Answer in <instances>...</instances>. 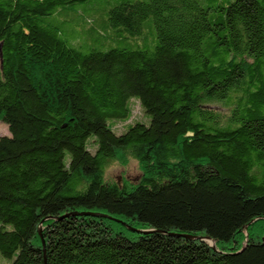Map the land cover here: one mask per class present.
Here are the masks:
<instances>
[{"label":"trees","instance_id":"1","mask_svg":"<svg viewBox=\"0 0 264 264\" xmlns=\"http://www.w3.org/2000/svg\"><path fill=\"white\" fill-rule=\"evenodd\" d=\"M85 1L0 0V254L264 264V0L124 2L106 41L151 18L156 44L107 50L55 25ZM129 158L139 180H109Z\"/></svg>","mask_w":264,"mask_h":264},{"label":"rangeland","instance_id":"2","mask_svg":"<svg viewBox=\"0 0 264 264\" xmlns=\"http://www.w3.org/2000/svg\"><path fill=\"white\" fill-rule=\"evenodd\" d=\"M135 1L147 0H88L79 2L71 5L69 9H66L61 14V20H58V24H55L54 21L51 23L57 25L58 28L61 29L63 38L67 39L69 43L72 42L70 39L77 38L81 41V45L83 44L86 47L99 48L101 50H107L112 47L153 49L156 40L151 18L145 22L144 28L145 35L149 34L151 36L149 42L147 39L144 40L143 35L137 38L127 34L123 35V37L115 36L113 39L109 40L110 43L106 41L107 36L111 37V34L117 33L114 28L108 27V11L121 3ZM134 114L139 116L143 115V111L138 104L134 108ZM141 122L148 124L150 122V115L145 113V119ZM122 127V125L119 126V129H122ZM4 135H10V131L8 125L0 121V137ZM140 176L141 169L134 158H129L126 162L115 161L107 170V177L109 180L118 181L119 183H122L124 179L137 182ZM129 187H131V185H129ZM256 231L257 235L264 236L263 229H257ZM11 262V258L0 254V264H11Z\"/></svg>","mask_w":264,"mask_h":264},{"label":"water","instance_id":"3","mask_svg":"<svg viewBox=\"0 0 264 264\" xmlns=\"http://www.w3.org/2000/svg\"><path fill=\"white\" fill-rule=\"evenodd\" d=\"M136 230V229H134ZM139 232H147V231H143V230H138ZM202 240L208 241L212 246H215L214 241L210 238V237H201Z\"/></svg>","mask_w":264,"mask_h":264}]
</instances>
